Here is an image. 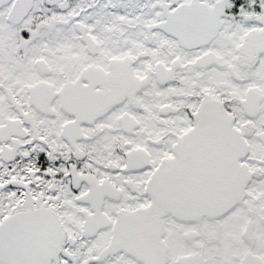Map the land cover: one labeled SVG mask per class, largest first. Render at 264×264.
<instances>
[{"label":"snow or ice","instance_id":"1","mask_svg":"<svg viewBox=\"0 0 264 264\" xmlns=\"http://www.w3.org/2000/svg\"><path fill=\"white\" fill-rule=\"evenodd\" d=\"M0 264H264V0H0Z\"/></svg>","mask_w":264,"mask_h":264}]
</instances>
